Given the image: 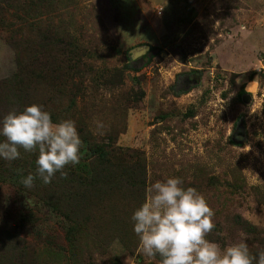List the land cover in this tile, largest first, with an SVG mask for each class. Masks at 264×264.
<instances>
[{
  "label": "rangeland",
  "instance_id": "obj_1",
  "mask_svg": "<svg viewBox=\"0 0 264 264\" xmlns=\"http://www.w3.org/2000/svg\"><path fill=\"white\" fill-rule=\"evenodd\" d=\"M11 4L0 22V122L38 104L54 122L73 120L82 147L80 163L49 184L36 175L38 153L0 158V264H160L140 251L131 217L146 187L168 177L213 208L208 240L221 249L244 241L257 264L264 249V0ZM36 25L52 30L50 63L31 78L17 62L22 68ZM97 162L105 181L93 179ZM28 174L36 179L26 189ZM123 174L120 192L115 182ZM62 180L69 188L58 208L36 194ZM99 184L100 201L76 199L81 191L98 196Z\"/></svg>",
  "mask_w": 264,
  "mask_h": 264
},
{
  "label": "clouds",
  "instance_id": "obj_2",
  "mask_svg": "<svg viewBox=\"0 0 264 264\" xmlns=\"http://www.w3.org/2000/svg\"><path fill=\"white\" fill-rule=\"evenodd\" d=\"M0 136L4 137L0 141V158L4 160L18 159L20 149L38 153L36 175L44 184L51 183L57 172L66 177V166L81 161L82 140L75 122H54L38 104L9 112L0 122ZM35 179L28 174L21 183L32 188ZM214 215L197 189L183 187L179 177H168L146 187L144 202L131 220L140 251L147 257L159 256L160 264H254L257 257L244 241L221 249L207 239L215 228ZM257 264H264V249L258 252Z\"/></svg>",
  "mask_w": 264,
  "mask_h": 264
},
{
  "label": "trees",
  "instance_id": "obj_3",
  "mask_svg": "<svg viewBox=\"0 0 264 264\" xmlns=\"http://www.w3.org/2000/svg\"><path fill=\"white\" fill-rule=\"evenodd\" d=\"M3 4H0V22L3 19H7L9 17L8 14V3L10 2L11 7L13 2L17 3L18 0H2ZM15 6V4H13ZM16 7V6H15ZM30 8H28L25 11H28ZM27 14V13H26ZM16 16V14H15ZM19 18H21V16H19ZM30 24H33V22L30 21ZM33 29L36 30V34L38 35V37L31 43L26 44L25 45V49L23 51H21L22 53H24V57H22V60H25V63L23 64V67L21 68L19 66V61L18 63V72L22 73L23 71H25V73H27V75H29L31 78H37L39 76H42L44 73L48 72V64L50 63V61H48L50 52L47 51V49L45 48L48 44H50L51 38H50V32H52V30L50 28L46 27H41L39 25H36L33 27ZM17 46V44H16ZM67 48L70 49L71 52H76L78 49V46L75 44H68ZM43 51V52H42ZM42 54V56L44 55V59L39 60V55ZM19 55V53H18ZM41 67H37V65H40ZM73 69V68H72ZM0 102H1V98H0ZM0 141H2L0 139ZM96 143L93 144V147L91 148V152H94V148L96 147ZM99 153L98 158H103V154H101L102 150L99 148L98 151ZM91 161L93 162V159L91 158ZM94 162H96L94 160ZM98 165V162H97ZM12 169V168H11ZM92 171H94V174H92L93 179H98V181H101V179H104V181L106 180L105 178L107 170L105 169V167L101 166L98 167L96 166V170L95 167L92 166ZM96 171V172H95ZM125 174V172H123ZM123 174V176L121 175V177L114 183L115 185H117L116 189H118L121 192V189L123 188V186H125L124 184L127 182V177H125ZM79 182H81V180H78ZM64 180H62L61 184L59 187L55 188V190H48V189H44V188H40V191L37 192L36 194L44 201H46L47 203L51 204L52 206H54L55 208H58L57 206L60 204V200L56 199L57 197H63L66 196L67 191H68V185L64 184ZM101 183V182H100ZM23 185V184H22ZM114 186V185H113ZM24 188H26L25 186H22ZM115 187V186H114ZM27 189V188H26ZM29 189V188H28ZM140 189V187H137V190ZM124 190V189H123ZM98 196H96L95 194H87L83 191H81L79 194H76V199L77 200H83V201H88L90 199H96L99 200L102 199V197L106 194L105 193V187L103 184H99L98 185ZM68 201V200H67Z\"/></svg>",
  "mask_w": 264,
  "mask_h": 264
},
{
  "label": "water",
  "instance_id": "obj_4",
  "mask_svg": "<svg viewBox=\"0 0 264 264\" xmlns=\"http://www.w3.org/2000/svg\"><path fill=\"white\" fill-rule=\"evenodd\" d=\"M147 49H148V46L145 45V46H143L142 48H140V49H138V50H135V51H134V55H135V56H140V55H142Z\"/></svg>",
  "mask_w": 264,
  "mask_h": 264
}]
</instances>
